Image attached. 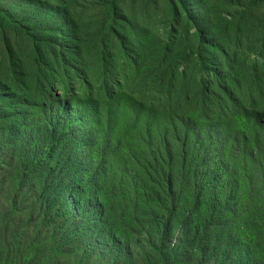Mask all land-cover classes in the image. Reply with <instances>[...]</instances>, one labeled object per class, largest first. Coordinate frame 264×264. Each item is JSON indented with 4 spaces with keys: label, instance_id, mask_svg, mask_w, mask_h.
Masks as SVG:
<instances>
[{
    "label": "trees",
    "instance_id": "trees-1",
    "mask_svg": "<svg viewBox=\"0 0 264 264\" xmlns=\"http://www.w3.org/2000/svg\"><path fill=\"white\" fill-rule=\"evenodd\" d=\"M18 1L0 0V13L11 18L0 25V132L10 142H21V125L5 119L7 111L44 109L54 100L50 90L59 97L56 87H69L72 77L84 81L90 65L102 69L103 94L112 93L106 83L116 77L118 54H133L138 79L147 78L157 95L146 109L155 110L160 127L145 169L123 155L136 175L154 182L138 186L130 176L105 187L99 230L85 234L89 245L110 252L111 264H237L230 232L237 222L245 228V264H264V0H32L29 8ZM152 18L163 24L160 39L145 38ZM241 51L255 60H240ZM99 103L93 113L100 120ZM43 112L53 134L58 124ZM32 130L41 135L40 126ZM42 145L67 148L50 138L33 148ZM76 192L88 189H56L66 218L49 222L60 243L65 222V234L96 229L73 219L67 193ZM21 249L7 243L9 264H20Z\"/></svg>",
    "mask_w": 264,
    "mask_h": 264
},
{
    "label": "rangeland",
    "instance_id": "rangeland-1",
    "mask_svg": "<svg viewBox=\"0 0 264 264\" xmlns=\"http://www.w3.org/2000/svg\"><path fill=\"white\" fill-rule=\"evenodd\" d=\"M18 3L29 8L32 0H19ZM10 21L9 16L0 13L1 26L7 27ZM151 24L145 38H162L163 24L156 23L154 18ZM239 59L251 63L255 56L241 51ZM112 64L117 68V74L106 83V88L110 86L112 92L109 95L101 91L104 80L99 65L87 67L84 81L72 77L69 87H56L60 89L59 97L55 90H50L54 100L45 104L44 109L53 124H58L53 134L48 122L42 121L44 109H34L37 116L42 114L40 122L34 119V112L14 107L7 111L5 119L21 125L17 139V142H21H10L9 136L0 132V264H9L6 256L8 242H18L23 248L17 254L21 257L20 264H111L113 257L110 252L100 248L95 250L85 240V234L99 230V193L116 183L125 185L126 178L130 176H133L132 183L138 186H150L154 182L153 179L146 180L140 174L136 175L134 172L137 169H132L123 155L124 151L129 152L134 163L138 164V170L145 169L148 143L160 127V122L152 117L155 110H146L148 102L157 95L150 90L147 78L138 79L133 54H118ZM144 71L145 66L142 65L140 76H144ZM93 92L95 94L91 95ZM98 95L103 96L102 102L96 100ZM242 98H248L247 93ZM97 102H100L99 111L102 113L100 120L93 113ZM34 125L42 128L39 137L32 130ZM233 126H238V123ZM146 129L150 132V139L147 138ZM25 136L26 139L23 138ZM40 138L59 140L61 146L67 144V148L64 153H60L59 148L51 152L48 145L34 149V143L40 142ZM22 142L24 146H19ZM106 144L108 146L103 150ZM110 146L116 147L117 151L111 152ZM71 185L81 191L88 189L82 196L78 192L67 193L73 219L84 224L93 222L96 229L87 230L88 227L84 229L80 226L76 232L65 234L62 231H70L65 222L58 232L64 240L60 243V238L51 231L49 220L55 218L58 224L63 223L66 217L62 204L66 200L64 197L56 200V189L63 190ZM46 186L50 187L44 190ZM230 232L236 246L233 251L235 260L237 264H245L242 246L245 228L241 223L234 222ZM176 237L177 233H174L173 244ZM57 245L61 250L55 253L52 248ZM29 257L31 260L28 263ZM178 264L184 263L180 261Z\"/></svg>",
    "mask_w": 264,
    "mask_h": 264
}]
</instances>
